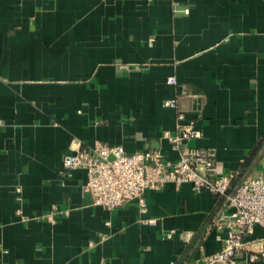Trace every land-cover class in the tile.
<instances>
[{
  "label": "crops",
  "instance_id": "1",
  "mask_svg": "<svg viewBox=\"0 0 264 264\" xmlns=\"http://www.w3.org/2000/svg\"><path fill=\"white\" fill-rule=\"evenodd\" d=\"M173 98L190 145L238 181L264 175V0H0V264H205L218 196L168 183L144 215L105 209L86 169L63 168L96 141L175 159Z\"/></svg>",
  "mask_w": 264,
  "mask_h": 264
},
{
  "label": "built area",
  "instance_id": "2",
  "mask_svg": "<svg viewBox=\"0 0 264 264\" xmlns=\"http://www.w3.org/2000/svg\"><path fill=\"white\" fill-rule=\"evenodd\" d=\"M188 11L186 8L185 12ZM166 82L177 84V78L169 76ZM165 105L177 109L175 132L163 134L176 152L175 159L167 158L159 149L128 153L122 145L96 141L91 147H80L65 154L64 170H87L83 191L94 204L113 209L136 200L141 215L148 209L146 189L158 190L168 183L179 187L188 182L196 191L208 190L222 202L212 220L222 247L204 253L200 259L205 264L264 261V236L255 234L256 227L264 229V175L248 176L235 183V173L219 169L215 148L189 144L200 137L201 132L195 127L194 118L180 107L178 98L166 100ZM262 154L264 159V148ZM55 210L53 206L48 215L52 221ZM62 213L68 215L69 210ZM141 221L154 223L155 218H142ZM173 232L169 231L167 236H172Z\"/></svg>",
  "mask_w": 264,
  "mask_h": 264
},
{
  "label": "trees",
  "instance_id": "3",
  "mask_svg": "<svg viewBox=\"0 0 264 264\" xmlns=\"http://www.w3.org/2000/svg\"><path fill=\"white\" fill-rule=\"evenodd\" d=\"M240 181H241V180H240ZM234 182H235V183L239 182V181H238V176H237V175L235 176Z\"/></svg>",
  "mask_w": 264,
  "mask_h": 264
}]
</instances>
